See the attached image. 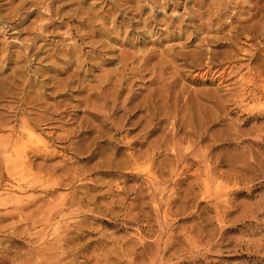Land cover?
I'll return each mask as SVG.
<instances>
[{"label":"rangeland","instance_id":"rangeland-1","mask_svg":"<svg viewBox=\"0 0 264 264\" xmlns=\"http://www.w3.org/2000/svg\"><path fill=\"white\" fill-rule=\"evenodd\" d=\"M0 6V264H264V0Z\"/></svg>","mask_w":264,"mask_h":264},{"label":"bare ground","instance_id":"bare-ground-1","mask_svg":"<svg viewBox=\"0 0 264 264\" xmlns=\"http://www.w3.org/2000/svg\"><path fill=\"white\" fill-rule=\"evenodd\" d=\"M1 1V0H0ZM4 1V0H3ZM12 1V0H11ZM36 2V1H35ZM38 2H39V0H38ZM37 4V3H36ZM1 7V6H0ZM46 7V6H45ZM89 21V20H88ZM13 26V25H12ZM240 29V28H239ZM246 32V31H245ZM239 33V32H238ZM147 60V59H146ZM124 65V64H123ZM76 85V84H75ZM57 89V88H56ZM100 95V94H99ZM97 96V95H96ZM100 97V96H99ZM102 97V96H101ZM103 100V99H102ZM110 101V100H109ZM112 101V100H111ZM104 102H105V100H104ZM106 104V103H105ZM102 105V104H101ZM113 105V104H112ZM116 107V106H115ZM109 108V107H108ZM112 109V108H111ZM111 109H109L110 111H111ZM99 110H101V109H99ZM108 110V109H107ZM100 112V111H99ZM90 113H92V112H90ZM110 113V112H109ZM105 115V114H104ZM131 115V114H130ZM133 115V114H132ZM96 116V115H95ZM109 117V116H108ZM102 118V117H101ZM105 118V117H104ZM107 118V117H106ZM121 128V127H120ZM80 129V128H79ZM25 130V129H24ZM95 131V130H94ZM116 131H117V128H116ZM15 132V131H14ZM80 132V131H79ZM101 132V131H100ZM99 132V133H100ZM105 133V132H104ZM117 133V132H116ZM21 135V134H20ZM30 135V134H29ZM81 135V134H80ZM22 137V136H21ZM20 137V138H21ZM19 138V137H18ZM67 139V138H66ZM3 140V139H2ZM19 140V139H18ZM1 141V140H0ZM17 141V140H16ZM2 144H3V141H2ZM6 144V143H5ZM10 144V143H9ZM6 146H7V144H6ZM9 146H11V145H9ZM3 147V146H2ZM8 147V146H7ZM14 146H12V148H13ZM16 147V146H15ZM14 147V148H15ZM20 147V146H19ZM22 147H23V145H22ZM22 147H21V149H22ZM6 148V147H5ZM24 148V147H23ZM25 148H27V147H25ZM36 148V147H35ZM3 149V148H2ZM9 149H11V148H9ZM17 149H18V147H17ZM34 149V147L32 148V150ZM37 149V148H36ZM7 150V149H6ZM27 150V149H26ZM25 149L23 150V152L24 151H26ZM38 150V149H37ZM5 151V150H4ZM8 151H10V150H8ZM14 150H12L11 152H13ZM19 151V150H18ZM18 151L16 152V149H15V153H18ZM22 151V150H21ZM35 151V150H34ZM22 152V153H23ZM31 152V151H30ZM14 153V152H13ZM14 153V154H15ZM25 153V152H24ZM12 154V153H11ZM19 154V153H18ZM82 154V153H81ZM10 155V154H9ZM17 155V154H16ZM12 156V155H11ZM10 156V157H11ZM9 157V158H10ZM18 157H19V155H18ZM12 158V157H11ZM6 160H8V158L6 159ZM10 161H11V159H9ZM5 161V160H4ZM23 161V160H22ZM22 161H20V162H22ZM5 163H6V161H5ZM7 163H9V162H7ZM15 163V162H14ZM23 163V162H22ZM10 164V163H9ZM21 164V163H20ZM12 165V164H11ZM6 166V165H5ZM8 166V165H7ZM13 166V165H12ZM16 167V166H15ZM6 170H8L7 168H6ZM10 170V169H9ZM22 171V170H21ZM53 184V183H52ZM18 199V198H17ZM1 201V200H0ZM18 202V201H17ZM7 203V202H6ZM14 203V202H13ZM17 204V203H16ZM4 205V204H3ZM2 205V206H3ZM14 205V204H13ZM20 205V204H19ZM1 206V205H0ZM6 206V205H5ZM13 208V207H12ZM22 208V207H21ZM21 208L20 207H17V206H14V208H13V210H14V212L15 211H17V212H19L20 210H21ZM18 217V216H17ZM43 256V255H42ZM41 255L39 256V258L40 257H42ZM42 258H45V257H42ZM52 258V257H51ZM41 259V258H40ZM44 260V259H43ZM58 262V261H57Z\"/></svg>","mask_w":264,"mask_h":264}]
</instances>
